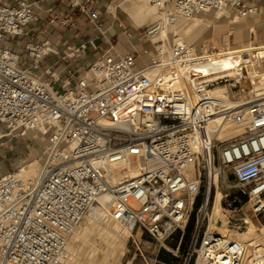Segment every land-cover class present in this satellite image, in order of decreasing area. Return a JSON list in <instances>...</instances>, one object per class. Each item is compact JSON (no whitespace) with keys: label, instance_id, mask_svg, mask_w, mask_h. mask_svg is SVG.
Returning a JSON list of instances; mask_svg holds the SVG:
<instances>
[{"label":"built area","instance_id":"2783aa9c","mask_svg":"<svg viewBox=\"0 0 264 264\" xmlns=\"http://www.w3.org/2000/svg\"><path fill=\"white\" fill-rule=\"evenodd\" d=\"M150 2L157 19L142 32L149 41L142 62L114 50L101 0H0V141L42 142L29 154L35 176L22 175L27 160L0 175V264H65L70 237L104 194L110 220L144 230L168 250L179 239L177 257L195 217L181 264L257 262L249 257L257 243L204 223L219 192L224 211L264 214V96L242 98L251 90L243 87L247 66L223 73L210 65L220 51L180 40L173 27L226 9L248 18L258 6ZM76 12L87 28L73 21ZM70 27L72 40L53 37ZM217 87L231 94L220 108L210 96ZM232 124L243 131L221 139ZM125 164L137 174L116 181Z\"/></svg>","mask_w":264,"mask_h":264},{"label":"rangeland","instance_id":"374dc122","mask_svg":"<svg viewBox=\"0 0 264 264\" xmlns=\"http://www.w3.org/2000/svg\"><path fill=\"white\" fill-rule=\"evenodd\" d=\"M226 10L227 12L224 13L218 19H216V13L218 11L208 13V15H211V17H207V18H210V20L212 21V24L210 27H207V26L200 27L199 28L200 32L197 35L195 34L180 35L178 33L179 37L181 38L182 36V38L187 42H193V43H198V44L203 43V44L210 45L211 47L217 49V51H220L221 49L224 50V49H231V47L232 48L237 47V45L235 44L237 35L231 29L232 27L231 23L233 22L234 18L236 17L238 18V15L234 11H230L228 9ZM226 16H228V18H225ZM195 18L191 20H180V22L187 24V26L189 27L191 24H193V22L195 21ZM154 19H155V15H154ZM247 19L248 18L239 17L238 20L240 22H245L247 21ZM151 21L152 20H148L145 24H142V25H139L136 23V25H138V27H141V28H146L148 25L151 24ZM244 40L245 42L241 43V45L243 44L246 47L248 46V42L254 39L251 38V34L248 33L246 37L244 38ZM225 43H228L230 47L222 48ZM247 53H249L250 56H247L245 58H251L253 56L250 52H247ZM253 60L255 61L256 58H253ZM261 65H263L262 67L264 69V62H262ZM252 69H253L252 67L248 66L247 75H246L247 77L249 75V70L251 71ZM243 87L245 89H251V90L254 89L251 86L249 77L243 81ZM247 97L260 98V97H263V95L259 96L257 95V93L250 91L248 92ZM242 98H245V97H242ZM41 145H42V142L37 143L36 140L23 141L17 138L2 139L0 141V150H3L2 154H0V175L16 170V168L24 164V161L26 160H27V164H26L27 166H25V164L24 166H25V169L27 170L29 167L28 166L29 163L35 162V160L32 157H29V154L32 152V156H33L35 154V150H39L41 148L40 147ZM133 205L135 207L138 206L135 202H133ZM244 210L247 212V206L244 207ZM223 215L225 216V219L227 221V223L225 224V227L229 234H234L236 232H237L236 234H242L248 230V227L250 226V224L248 223V225H243L242 222L240 221L242 218L249 220L251 224L256 227L257 229L256 234L258 238V239L256 238L257 240L256 243L257 244L259 243L262 245H260V247L257 248L255 253L254 251H252L250 253L251 254L250 256L252 260L255 258L257 259V262L255 264H264V250H263L264 249L263 248L264 247L263 246L264 234H261L259 231L260 228L264 227V214H261L256 217V216H253L250 212L247 213V216H244L242 212L223 211ZM219 221H222V224H223L222 219H220ZM93 224L94 223L92 222L90 223V221L87 222V220L84 219V222H82L80 225L81 227L79 226L77 228V230H79L78 233L77 234L75 233V235L73 233V235L69 239L68 246H69V249L73 248L74 250V253H75L74 255L76 258L74 259L76 262L75 264H84L85 262H86L85 264H108L109 262L114 260L113 259L114 257H113V254H111L112 253L111 251L113 250L112 248L115 245L112 244L111 241L108 240L107 236H104L105 234L104 231L102 230L100 231L99 229L95 228L96 225H93ZM209 224H210V221L209 219H207L204 223V229H206L207 227L210 228ZM217 225L221 226L220 224H217ZM238 227H240V229H238ZM195 228H196V218L194 217V220L191 223V230L188 233V235L185 234V236L183 237L182 243L180 245L179 257H177L173 254L172 249L175 248L179 239L174 238L170 240L167 243V247L170 248L171 250H168L164 247H161L144 230L136 227L133 230H130L131 235L128 237L124 246L121 247L123 248V251H122L123 253L122 252L119 253V258H117L116 264H181L183 259L187 255L189 244H190L192 235L195 231ZM210 229L212 230V228ZM77 230L75 232H77ZM81 232H83L84 234L82 233L81 235ZM93 232L94 234H92ZM90 237L93 238V240L95 241L93 240L87 241ZM259 238H261V240ZM228 239H230L229 236H228ZM93 242L95 243L94 245H92ZM80 253L82 254L83 257L84 256L85 257L83 258L80 255ZM78 255L80 257L77 258Z\"/></svg>","mask_w":264,"mask_h":264},{"label":"bare ground","instance_id":"6f19581e","mask_svg":"<svg viewBox=\"0 0 264 264\" xmlns=\"http://www.w3.org/2000/svg\"><path fill=\"white\" fill-rule=\"evenodd\" d=\"M139 1H141L139 9L141 11H143V13H145L148 16H151L153 14L155 15V19L153 21H151V23H153L157 19V15L155 13L153 6L150 5L147 0L146 1L139 0ZM226 12H227L226 10L218 11L216 13V16L220 17ZM238 18H239V16H238ZM180 20H186V19H179L177 24L180 22ZM175 26L173 27V29H175ZM145 37H146V35H145ZM180 40L185 41L182 37L180 38ZM244 52H250L253 56L251 58H244L242 55ZM253 58H256V60L254 61ZM262 62H264V46L260 47V48H256L255 46H246V47L243 46V47H234V48L231 47V49H224V50L221 49L217 57L211 58L210 65L213 67L217 65L219 67V69L221 71H223V73H227L229 75H233V72H234L233 69L237 65H244V66H247V68H248V66L252 67L253 69L251 71L249 70L248 77L252 79V81L254 83V86H253L254 89L250 90V91L257 93V95H259V96H262V95L264 96V69L262 67L263 65H261ZM250 91H246L243 94L244 97H247L248 92H250ZM210 96L212 97V99H216L217 106L219 108L223 106V104L226 100L231 98V94L226 87H217V88L213 89L210 92ZM242 131H243L242 126H237V125L232 124V125L227 126L220 133L219 137L221 139H228L230 137H233V136L240 134ZM35 165L36 164L29 166L27 170L24 169L22 171V175L25 178L35 176L36 172H37L36 171L37 167ZM127 167L128 166L126 164L122 165L121 168L119 169V171H117L118 178L116 179V181L121 180L124 177H133L137 174V170H135V169L130 168L128 170H123V169H127ZM220 197H221V195L219 192L217 194V197H216L215 205L209 214V221H210L209 225H210V228H212V231H214L218 234H221L227 238L229 236L231 240L247 241V242L256 243L257 242V240H256L257 229L254 225L251 224V222L249 220H247V222L250 224V226L248 227V230L246 232H244L242 234H236L237 232L234 234H229L227 232V229L225 227V224L227 223V221L225 219V216L223 215L224 210L220 206V202H219ZM109 201H110L109 195H107V194L101 195L98 198L97 204L93 207V209L88 214V216L85 218V220H87V222L90 221V223L91 222L94 223L93 225H96L95 228L99 229L100 231L101 230L104 231V233L106 234L105 235L103 233L104 236H107L108 240L111 241V243L115 245V246H113V248H112L113 250L111 251L112 252L111 254H113L114 260L113 261L110 260L111 262H109L108 264H116L117 258H119V253H121L123 251V248H121V247L124 246L125 242L127 241L128 237L131 234H130V229L125 228L124 226L120 225L119 223H116V222L109 219V216H108ZM220 219L223 220V224L221 226L216 224L217 221H219ZM84 225H85V223H84ZM78 231L79 230H77V232H74V235H75V233L77 234ZM259 231L261 234H264V227L260 228ZM82 233L83 232H81V235H82ZM92 234H94V232ZM97 234H99V233H97ZM97 234H96V236H97ZM91 236H93V235H91ZM86 238H87V236H86ZM259 239L261 240V238H259ZM92 240H93V238L90 237L87 241H92ZM260 240H258V241H260ZM93 241H95V240H93ZM94 244L95 243L93 242L92 245H94ZM68 245H69V242H68ZM68 245H67L66 250H65V258H64L65 264H75L76 262L74 259H76V258L74 255L75 254L74 250H73V248L69 249ZM260 245H262V244H259L257 246L260 247ZM263 246H264V243H263ZM260 250H262V249H260ZM68 251H70V252H68ZM251 252H252V249H249V253H251ZM80 255L82 256L81 253H80ZM250 255L251 254H249V257H251ZM78 257H80V256L78 255L77 258Z\"/></svg>","mask_w":264,"mask_h":264},{"label":"crops","instance_id":"0c3cea01","mask_svg":"<svg viewBox=\"0 0 264 264\" xmlns=\"http://www.w3.org/2000/svg\"><path fill=\"white\" fill-rule=\"evenodd\" d=\"M146 1V0H143ZM151 5L150 1L147 0ZM228 1V0H226ZM249 3L254 2L258 6V12L255 15L248 17L247 21L240 22L239 18H234L231 29L236 33L237 38L235 44L237 47H243L241 43L245 42L244 38L248 33L251 34V40L248 46L263 47L264 46V5L260 1L245 0ZM141 1L139 0H101V8L104 13V19L101 21L102 28L106 31L108 37L114 44V50L119 54L133 53L139 55L140 61L147 60L148 55L143 53V49L148 44V39L142 32L145 28L138 27L137 24H145L148 20H154V14L151 16L146 15L139 9ZM58 9L66 8L62 4L57 5ZM211 15L202 14L196 17L193 24L189 27L187 24L180 22L175 26L176 32L180 35L195 34L200 32V27H210L212 21ZM221 17V16H220ZM216 16V19L220 18ZM225 18H228L226 16ZM73 21L82 26L88 27L86 19L79 13H75ZM72 27L61 31H55L53 37L59 36L72 40ZM142 34V35H141ZM130 35V36H129ZM182 37V36H181ZM186 37V36H185ZM224 47H230L225 43ZM3 150H0L2 154Z\"/></svg>","mask_w":264,"mask_h":264},{"label":"trees","instance_id":"16d2710c","mask_svg":"<svg viewBox=\"0 0 264 264\" xmlns=\"http://www.w3.org/2000/svg\"><path fill=\"white\" fill-rule=\"evenodd\" d=\"M193 220H194V217L191 218V220H190V222H189V224H188V226H187V229H186V234H187V235H188V233H189L190 230H191V223L193 222Z\"/></svg>","mask_w":264,"mask_h":264}]
</instances>
